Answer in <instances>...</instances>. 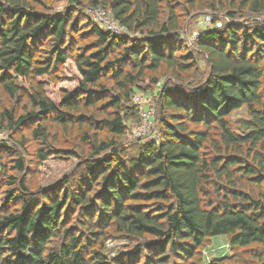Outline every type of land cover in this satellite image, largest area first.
<instances>
[{
	"label": "trees",
	"instance_id": "16d2710c",
	"mask_svg": "<svg viewBox=\"0 0 264 264\" xmlns=\"http://www.w3.org/2000/svg\"><path fill=\"white\" fill-rule=\"evenodd\" d=\"M47 1L0 0V87L30 106L18 117L0 111V129L31 123L46 147L37 158L76 164L62 182L37 191L21 175L23 158L15 173L2 168L0 264H264L238 255L264 246V0H239L260 19L235 23L231 11L229 22L191 41L169 1L68 0L73 7L61 14ZM86 5L109 10L127 33L75 15ZM196 53L207 74L185 77ZM68 60L76 83L59 88L55 102L48 88L65 80L58 69ZM160 76L156 136L128 153L118 138L139 119L135 89ZM241 108L246 116L232 121ZM49 121L78 125V143L52 149ZM110 229L135 242L127 255L102 253ZM217 235L227 236L230 254L205 263L203 247Z\"/></svg>",
	"mask_w": 264,
	"mask_h": 264
},
{
	"label": "rangeland",
	"instance_id": "374dc122",
	"mask_svg": "<svg viewBox=\"0 0 264 264\" xmlns=\"http://www.w3.org/2000/svg\"><path fill=\"white\" fill-rule=\"evenodd\" d=\"M85 3V0H83ZM166 1L171 2L177 13L179 14L180 24L182 27V32L184 36L188 39L194 40L199 32L206 28L222 27L225 23L229 22L228 13L233 11L235 13V18L233 19L235 23H246L261 18L259 14H253L247 8H241L239 0H163L165 5ZM235 3V6L232 5ZM50 6V11L52 13L61 14L65 12L68 8L73 7L72 3L68 0H50L47 1ZM216 7L211 8L212 5ZM211 5V6H210ZM47 10V9H45ZM75 15L78 13L84 14L85 18L93 20L90 8L88 6H83L75 9ZM214 19L217 21L214 22ZM210 20V21H209ZM86 24H82V29H86ZM129 36H138L137 34L130 33ZM77 38H79L77 36ZM80 40V39H78ZM92 38L86 41H81L80 45L89 43ZM196 68L185 75L189 78H201L205 77L208 71V64L203 54L196 53ZM59 73L65 74V80L60 82L56 86H49L48 91L51 98L57 102L58 101V89L61 87L70 89L76 83V71L73 67V62L68 60L62 67L58 69ZM166 80L165 76H160L158 84H151L147 80H144L140 84L142 89L147 88V90L135 89V94H140L144 98V105L142 108L146 111H150L147 114H151L149 119L151 121L150 128L142 134L136 133L137 123L127 121V132L118 138L120 143H123L127 152H133L135 150V145L140 143H145L151 138L156 136L153 128L154 119L156 117L155 100L159 92V86ZM194 83V81H192ZM106 85H111L110 81L104 82ZM3 109H12L15 116L18 117L21 114H25L30 110L29 104L26 100L17 101V99L9 97L5 91L0 87V111ZM104 114L100 111V117ZM246 116L245 108H241L233 112L230 116L232 121ZM140 118V117H139ZM35 126L31 123H26L21 126L16 132L10 133V131L0 129V143H4L7 146V150H13V153L5 152L4 149H0V178L2 176V168L7 170L8 173H15L14 166L17 157L24 159L26 164V170L21 174L25 180L26 185L32 191H37L41 189H50L52 186L58 182H62V178L70 176L76 164V159L73 158H62L56 157L53 154L48 155L44 160L36 157L35 152L41 149L45 150L46 147L44 143L39 139H34L32 136V131ZM80 131L82 129L78 125H73L68 129H63L61 125H58L54 121L48 122V135L49 144L53 149L71 148L73 144L78 143L80 138ZM107 133L103 131L101 137ZM109 136V135H107ZM24 139L23 144H19L20 140ZM3 188H2V187ZM7 189L0 183V191H5ZM9 189V187H8ZM4 195H0V203L3 200ZM17 205V203H16ZM135 242L126 237L124 234L110 229L107 232L106 239L100 243L102 247V253L109 258H118L123 255H127L128 251L133 248ZM230 254V248L228 246L226 235H217L210 238L209 242L203 247L202 258L205 263L209 262L212 258H221L228 256ZM238 255L242 258L243 262L248 261V263H261L264 260V246L252 245L246 249H239ZM194 264V263H188Z\"/></svg>",
	"mask_w": 264,
	"mask_h": 264
},
{
	"label": "built area",
	"instance_id": "2783aa9c",
	"mask_svg": "<svg viewBox=\"0 0 264 264\" xmlns=\"http://www.w3.org/2000/svg\"><path fill=\"white\" fill-rule=\"evenodd\" d=\"M92 18L95 22L99 23L100 25H102L103 27H105L106 29L110 30L113 33H124L126 34L127 31L125 30V28H123L122 26H120L117 21H115L109 14V10H105L102 8H94V9H90ZM210 21V20H209ZM198 36V35H197ZM133 102L137 105H139L140 109H139V121H138V125L136 127V133L137 134H144L147 129L150 128V124L151 121L149 119V116L151 114H147L150 111H146L144 110V108H142V106L144 105V98L142 95L137 94L133 96Z\"/></svg>",
	"mask_w": 264,
	"mask_h": 264
}]
</instances>
